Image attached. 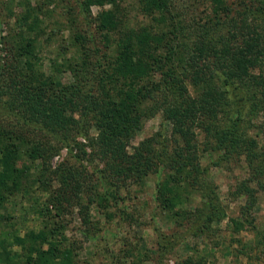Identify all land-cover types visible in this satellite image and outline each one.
<instances>
[{"label":"trees","instance_id":"obj_1","mask_svg":"<svg viewBox=\"0 0 264 264\" xmlns=\"http://www.w3.org/2000/svg\"><path fill=\"white\" fill-rule=\"evenodd\" d=\"M63 2L70 40L52 76L42 69L39 56L42 18L45 7ZM92 7L100 11L93 15ZM133 10L152 24L122 29L112 57L110 34ZM15 24L19 27L0 35V226L6 222L15 228L0 230L5 264H72L76 254L65 245V210L78 207L87 223L94 201L90 196H97L99 210L117 205L128 180L141 185L159 166L197 183L206 201L197 212L205 217L202 228H210L222 220L224 209L211 183L198 184L194 177L206 172L200 160L210 152L243 158L248 176L237 186V195L245 197L240 218L252 223L258 193H264V146L241 130L242 108L237 109L233 93L249 89L246 115L264 122V0H22ZM65 71L72 78L66 84L59 77ZM231 104V116L220 123ZM157 113L171 128L172 152L165 150L159 132L131 146L145 120ZM90 119L93 136L84 128ZM83 129L89 155L77 140ZM61 147L70 156L76 148L73 157L79 163L86 155L99 159L103 166L95 167L91 177L97 175L100 190L90 184L93 189L85 193L87 168L82 165L63 161L50 171ZM172 181L168 175L156 191L157 201L169 209L178 200ZM34 188L47 193L45 207L32 209L42 223L23 229L19 220L11 222L15 217L6 209L30 197ZM52 215L58 221H49ZM243 221L232 224L239 230ZM164 239L161 234L158 244L169 248ZM184 264L204 261L188 257Z\"/></svg>","mask_w":264,"mask_h":264},{"label":"rangeland","instance_id":"obj_2","mask_svg":"<svg viewBox=\"0 0 264 264\" xmlns=\"http://www.w3.org/2000/svg\"><path fill=\"white\" fill-rule=\"evenodd\" d=\"M20 1L22 0H0V35H6L12 27H19L15 21ZM65 9H67L65 2L45 7V14L42 18L45 29L40 36L43 45L39 42V47L42 48L39 56L42 60V69L47 75H57L54 71L58 67V63L62 61V58H58L59 53L68 49L66 42L68 39L70 40L68 38L70 32L64 28L63 10ZM68 11L71 9L68 8ZM99 11L98 7L91 8L93 15ZM79 20L81 21V19ZM151 24V19L148 16L144 17L136 10L131 11L127 18L121 19V27L117 26L116 30L110 34L108 53L112 57L115 55L119 32L122 29L127 27L138 29ZM69 56L67 52L65 57ZM75 57L77 60L79 59L77 52ZM59 77L64 84L72 80L69 71L63 72ZM248 90L240 88L233 93V99L239 101L237 109L242 108L243 113V120L241 119L239 126L241 130H246L247 137L257 139L258 144L264 146V122L260 118L249 119L246 115L250 106ZM232 109L234 107L231 104V107L220 115V123L229 119ZM84 128L89 136L96 134L92 119L85 123ZM84 132V129L81 130L83 136L78 137L77 140L85 145L84 149L89 155L90 149L86 147L87 139ZM158 132L161 133L160 141H163L165 150L172 152L174 138L168 122L164 121L161 113L145 120L141 130L132 139L131 146L137 145L144 139L154 137L153 135ZM51 143L56 145L53 139ZM157 143L158 138L155 144ZM202 143H204L203 134L199 137L200 148H202ZM55 147L57 148V145ZM57 150L59 152L50 161V171L63 161L78 166L82 165L87 168L83 171L85 180L88 181L85 184V193L93 189L90 188V184L101 189L98 185L97 175L91 177L95 167L101 169L103 166L99 159L86 155L81 158L79 163L73 157L75 153L79 152L76 148L72 151L71 156L66 148L61 147ZM217 161L219 164L214 165ZM200 169H205L207 175L206 172H202V174L198 172L194 177L197 178L198 184L206 179L214 188L213 191L217 194L218 202L224 209V216L220 222L213 223L208 229L202 228L204 225L201 222L205 217L199 218L197 211L205 207L206 201L201 197L197 183L187 177L177 175L170 171V168L159 166L157 172L150 173L145 177L141 185L128 180L120 189L123 199L118 200L117 205L111 204L107 208L99 210L96 208L97 196H90L87 193L94 199L92 203H95L88 205L87 223H84L80 217L78 207L65 210L67 213L62 218L65 222V245H72L76 254L72 264H184L188 257L200 259L204 261V264H264L263 192L258 193L256 206L250 216L253 219L252 223L250 221L247 223L243 221V218H240V210L245 204V197L237 195V186L248 176L243 158L237 160V157L231 156L224 159V157L210 152L201 157ZM168 175L174 179L170 186L178 192V200L172 209L164 206V203L157 201L156 198L157 184L163 182ZM53 179H55L54 176ZM56 184L57 182L54 180L52 187H55ZM29 196L17 200L14 205L8 206L6 209L7 215L15 217L11 222H15V219L19 220L23 229L24 227L32 229L41 226L42 221L37 218L32 209H38L40 206L45 207L47 199V193L41 188H34ZM86 197L88 196L84 194V204L87 203ZM53 209L52 212H54ZM187 214H192V216L188 218ZM58 219L52 215L49 221H58ZM232 220L243 221L244 227L236 230ZM248 220L250 219L248 218ZM14 229L10 223H1L0 230L11 232ZM161 234L162 237H165L164 242L168 244L169 248H161L158 244L157 241ZM16 249L14 247L9 250L13 252ZM5 254L0 249V264H5Z\"/></svg>","mask_w":264,"mask_h":264}]
</instances>
